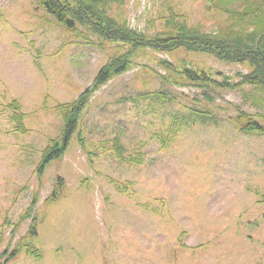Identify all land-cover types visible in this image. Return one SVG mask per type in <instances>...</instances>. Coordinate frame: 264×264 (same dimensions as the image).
Instances as JSON below:
<instances>
[{"label": "rangeland", "instance_id": "1", "mask_svg": "<svg viewBox=\"0 0 264 264\" xmlns=\"http://www.w3.org/2000/svg\"><path fill=\"white\" fill-rule=\"evenodd\" d=\"M171 13L208 35L228 19L205 0L109 10L147 37L164 32ZM125 51L83 26L68 30L38 0H0V264H264V134L243 129L248 115L264 126V96L225 87L250 75L248 64L139 48L129 71L92 97L67 152L38 174L64 129L57 107Z\"/></svg>", "mask_w": 264, "mask_h": 264}, {"label": "trees", "instance_id": "2", "mask_svg": "<svg viewBox=\"0 0 264 264\" xmlns=\"http://www.w3.org/2000/svg\"><path fill=\"white\" fill-rule=\"evenodd\" d=\"M118 1L126 4V0H38L40 6L68 30L75 31L79 26H83L89 33L98 36L104 42L127 47L125 53L113 57L99 71L93 83L73 103L57 107L58 113L64 119V129L60 139L52 141L43 151L42 162L37 171L40 176L71 146L74 136L78 134L82 114L95 93L108 85L115 77L129 71L133 57L137 55L139 48L149 47L160 52H172L185 48L189 51L211 54L229 63L248 64L253 69L252 73L244 76L241 83L227 84L225 87L236 88L250 85L264 96V0H205L210 11L228 16L224 27L219 29L218 33L204 34L189 27L180 20L178 15L171 13L165 18V31L155 37L139 34L130 29L125 21H118L111 16L109 10ZM184 74L193 82H209L206 77L202 78L199 73L191 70H185ZM8 108L13 112L12 120L17 132L25 133L27 131L24 123L25 114L19 102L14 101ZM240 118L243 116L240 115ZM246 118V124L243 127L245 131L264 134V126L259 121L253 119L251 115ZM113 151L117 157L125 160L124 147L118 141H115ZM61 186L60 183L55 187L51 198L47 200L48 203L55 202ZM35 234H37V227L33 224L29 236L34 237ZM17 254L13 252L10 258H14ZM27 254L36 259L41 258L31 245L27 246Z\"/></svg>", "mask_w": 264, "mask_h": 264}]
</instances>
